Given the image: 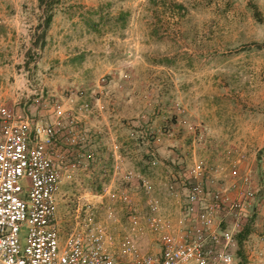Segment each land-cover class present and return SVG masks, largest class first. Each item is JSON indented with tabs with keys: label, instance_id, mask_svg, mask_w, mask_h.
Instances as JSON below:
<instances>
[{
	"label": "rangeland",
	"instance_id": "rangeland-1",
	"mask_svg": "<svg viewBox=\"0 0 264 264\" xmlns=\"http://www.w3.org/2000/svg\"><path fill=\"white\" fill-rule=\"evenodd\" d=\"M44 9L0 0V107L80 127L93 157L61 182V230L91 217L115 253L132 233L156 251L147 217L177 225L195 181L251 194L234 264H264V0H60L49 25Z\"/></svg>",
	"mask_w": 264,
	"mask_h": 264
},
{
	"label": "built area",
	"instance_id": "built-area-1",
	"mask_svg": "<svg viewBox=\"0 0 264 264\" xmlns=\"http://www.w3.org/2000/svg\"><path fill=\"white\" fill-rule=\"evenodd\" d=\"M77 124H66L62 111L51 122L0 107V264H234L240 226L234 222L246 215L251 194L231 199L195 181L184 195L177 225L147 217L156 251L140 253L132 233L115 253L112 236L91 217H76L62 231L57 216L61 182L93 157L84 150ZM63 146L76 148L71 160ZM130 220L132 232L138 231V217Z\"/></svg>",
	"mask_w": 264,
	"mask_h": 264
},
{
	"label": "trees",
	"instance_id": "trees-1",
	"mask_svg": "<svg viewBox=\"0 0 264 264\" xmlns=\"http://www.w3.org/2000/svg\"><path fill=\"white\" fill-rule=\"evenodd\" d=\"M60 0H39L40 6L45 8L44 12L46 14V24L49 25L52 21V8L53 6L59 2ZM173 4V3H172ZM174 6H176L178 8V10H184V7L182 5H176L173 4ZM256 17L261 20V15L260 13H256Z\"/></svg>",
	"mask_w": 264,
	"mask_h": 264
}]
</instances>
